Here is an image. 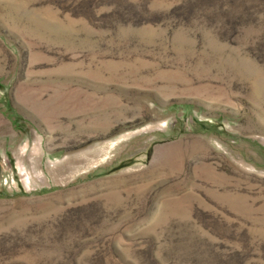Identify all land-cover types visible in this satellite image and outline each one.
<instances>
[{
	"label": "rangeland",
	"instance_id": "obj_1",
	"mask_svg": "<svg viewBox=\"0 0 264 264\" xmlns=\"http://www.w3.org/2000/svg\"><path fill=\"white\" fill-rule=\"evenodd\" d=\"M0 264H264V0H0Z\"/></svg>",
	"mask_w": 264,
	"mask_h": 264
}]
</instances>
